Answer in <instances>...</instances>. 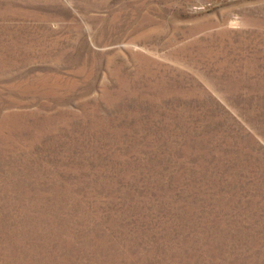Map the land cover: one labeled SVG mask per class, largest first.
I'll return each mask as SVG.
<instances>
[{
	"label": "rangeland",
	"instance_id": "obj_1",
	"mask_svg": "<svg viewBox=\"0 0 264 264\" xmlns=\"http://www.w3.org/2000/svg\"><path fill=\"white\" fill-rule=\"evenodd\" d=\"M0 264H264V0H0Z\"/></svg>",
	"mask_w": 264,
	"mask_h": 264
}]
</instances>
